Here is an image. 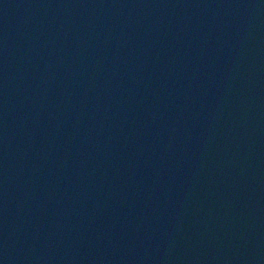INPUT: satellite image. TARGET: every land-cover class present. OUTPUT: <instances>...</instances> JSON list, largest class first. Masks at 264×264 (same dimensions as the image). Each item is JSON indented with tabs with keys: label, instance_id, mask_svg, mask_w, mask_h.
<instances>
[{
	"label": "water",
	"instance_id": "1",
	"mask_svg": "<svg viewBox=\"0 0 264 264\" xmlns=\"http://www.w3.org/2000/svg\"><path fill=\"white\" fill-rule=\"evenodd\" d=\"M0 264H264V0H0Z\"/></svg>",
	"mask_w": 264,
	"mask_h": 264
}]
</instances>
